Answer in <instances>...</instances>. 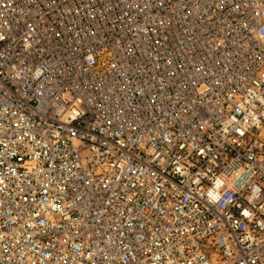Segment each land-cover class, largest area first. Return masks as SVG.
<instances>
[{
	"label": "built area",
	"instance_id": "built-area-1",
	"mask_svg": "<svg viewBox=\"0 0 264 264\" xmlns=\"http://www.w3.org/2000/svg\"><path fill=\"white\" fill-rule=\"evenodd\" d=\"M0 264H264V0H0Z\"/></svg>",
	"mask_w": 264,
	"mask_h": 264
}]
</instances>
